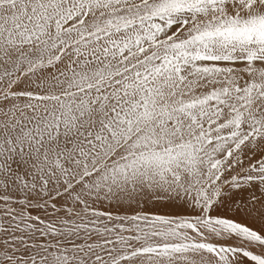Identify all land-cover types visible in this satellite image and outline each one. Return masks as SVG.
I'll list each match as a JSON object with an SVG mask.
<instances>
[{"label": "snow or ice", "instance_id": "1", "mask_svg": "<svg viewBox=\"0 0 264 264\" xmlns=\"http://www.w3.org/2000/svg\"><path fill=\"white\" fill-rule=\"evenodd\" d=\"M0 264H264V0H0Z\"/></svg>", "mask_w": 264, "mask_h": 264}]
</instances>
